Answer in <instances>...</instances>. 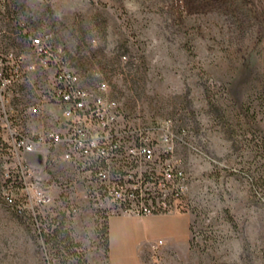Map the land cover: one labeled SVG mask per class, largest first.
Here are the masks:
<instances>
[{"label": "rangeland", "instance_id": "1", "mask_svg": "<svg viewBox=\"0 0 264 264\" xmlns=\"http://www.w3.org/2000/svg\"><path fill=\"white\" fill-rule=\"evenodd\" d=\"M18 1L84 83L105 79L120 106L171 119L197 148L173 153L191 222L188 250L171 264H264V0ZM12 151H0V264H109L107 217L122 212L86 195L87 179L52 159L58 149L38 147L24 163L52 202L37 208L40 223L19 215L2 194L19 170ZM60 213L71 241L52 246L41 233ZM162 244L157 262L147 244L149 264L163 263Z\"/></svg>", "mask_w": 264, "mask_h": 264}, {"label": "built area", "instance_id": "2", "mask_svg": "<svg viewBox=\"0 0 264 264\" xmlns=\"http://www.w3.org/2000/svg\"><path fill=\"white\" fill-rule=\"evenodd\" d=\"M22 16L18 0H0V21L13 23L0 26V151L10 145L19 169L7 175V204L43 221L37 208L52 196L30 179L22 154L39 147L58 149L52 159L67 161L76 179H87L85 194L108 201L112 210H186V174L173 154L177 144L197 149L185 129L120 106L105 79L84 83L52 32L35 29ZM162 243L149 242L154 262Z\"/></svg>", "mask_w": 264, "mask_h": 264}, {"label": "crops", "instance_id": "3", "mask_svg": "<svg viewBox=\"0 0 264 264\" xmlns=\"http://www.w3.org/2000/svg\"><path fill=\"white\" fill-rule=\"evenodd\" d=\"M191 213L188 210L147 214L118 213L107 217L109 264H149L147 244L162 239V264H171L189 247Z\"/></svg>", "mask_w": 264, "mask_h": 264}, {"label": "trees", "instance_id": "4", "mask_svg": "<svg viewBox=\"0 0 264 264\" xmlns=\"http://www.w3.org/2000/svg\"><path fill=\"white\" fill-rule=\"evenodd\" d=\"M12 209L14 211H16L13 207H12ZM16 213H18L19 215H22V216H25V215L29 216L28 213H26V212H17L16 211ZM58 217H60V221L55 226V228H53L49 232H42L41 233V235L44 238V242H46V243L50 242L52 246H58L59 242L61 240H64V239L67 242H70L71 241V237L69 235L68 229L66 227H64L65 226V224L63 223L64 222V219H65L64 213H60V216H58ZM105 247L107 248V228H106V237H105Z\"/></svg>", "mask_w": 264, "mask_h": 264}]
</instances>
